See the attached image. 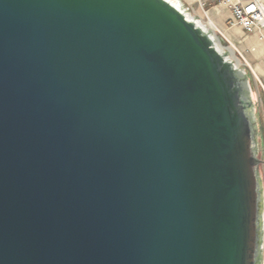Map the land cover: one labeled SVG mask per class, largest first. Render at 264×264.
<instances>
[{"label":"water","instance_id":"95a60500","mask_svg":"<svg viewBox=\"0 0 264 264\" xmlns=\"http://www.w3.org/2000/svg\"><path fill=\"white\" fill-rule=\"evenodd\" d=\"M261 142L169 0H0V264H262Z\"/></svg>","mask_w":264,"mask_h":264},{"label":"built area","instance_id":"2783aa9c","mask_svg":"<svg viewBox=\"0 0 264 264\" xmlns=\"http://www.w3.org/2000/svg\"><path fill=\"white\" fill-rule=\"evenodd\" d=\"M198 3L206 13H208L207 6L224 5L231 13L227 21L229 29L241 28L244 35L253 33L259 40H264V0H198ZM217 33L223 38L225 45L228 43L230 46L233 45L223 34ZM236 52L241 65L256 78L264 93V74H260L247 58V53H256L257 47L250 46L243 52L240 50ZM262 264H264V256Z\"/></svg>","mask_w":264,"mask_h":264},{"label":"rangeland","instance_id":"374dc122","mask_svg":"<svg viewBox=\"0 0 264 264\" xmlns=\"http://www.w3.org/2000/svg\"><path fill=\"white\" fill-rule=\"evenodd\" d=\"M183 4L186 6V9L188 13L194 17L197 20H200L203 22V24L207 25L209 24V21L212 19L214 21V15L211 6H207L206 9H208V13L204 12L199 3L198 0H182ZM219 10H221V7H219ZM216 14H222V12H216ZM224 36L230 41V43L234 44L236 47V50L240 51H245L248 49L250 46H256L257 47V52L256 53H247V58L253 63L254 67L257 69V66H264V57H263V52H264V40H259L256 36V34L250 33L248 36L243 35L241 37L235 38L232 36L231 37V32L230 30L226 29V32L224 33ZM221 37V36H220ZM227 46H230V44H226ZM237 54V52H236ZM259 72V70L257 69ZM262 72V73H261ZM259 72L260 74H264V70ZM250 84L252 86V89L255 92L254 96V104L257 112V116L259 119L260 127H261V132H262V148H261V159L263 161L262 164V171H263V176H264V93L257 82L256 78L249 72L247 71Z\"/></svg>","mask_w":264,"mask_h":264},{"label":"bare ground","instance_id":"6f19581e","mask_svg":"<svg viewBox=\"0 0 264 264\" xmlns=\"http://www.w3.org/2000/svg\"><path fill=\"white\" fill-rule=\"evenodd\" d=\"M169 1L175 4L176 6H178L180 9H182L190 19H195L188 13L186 6L183 4L182 0H169ZM198 23L201 24L203 27L209 28L212 31V37L215 40L217 49L221 53H224L227 59L233 62L237 68L247 72V70L241 65L239 59L236 56L235 45L234 44L232 46L225 45L223 42V38L220 37V35L216 32V26L211 21L207 25L203 24V22H201L200 20H198ZM253 96H255L254 90H253Z\"/></svg>","mask_w":264,"mask_h":264},{"label":"crops","instance_id":"0c3cea01","mask_svg":"<svg viewBox=\"0 0 264 264\" xmlns=\"http://www.w3.org/2000/svg\"><path fill=\"white\" fill-rule=\"evenodd\" d=\"M211 7L212 10H214L213 11L214 21H212V19L210 21L216 26L217 32L224 35L226 29H228L231 32V37L233 36L234 39L244 35L241 28L229 29L227 27V21L231 17V13L224 5H217V6L211 5ZM219 7H221V10H219ZM216 12H222V14H216ZM263 57H264V52H263ZM257 69L259 70V72H261L264 70V66L258 65Z\"/></svg>","mask_w":264,"mask_h":264}]
</instances>
